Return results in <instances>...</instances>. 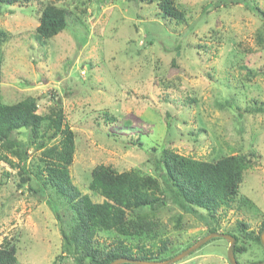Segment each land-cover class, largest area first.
Masks as SVG:
<instances>
[{"label": "rangeland", "instance_id": "rangeland-1", "mask_svg": "<svg viewBox=\"0 0 264 264\" xmlns=\"http://www.w3.org/2000/svg\"><path fill=\"white\" fill-rule=\"evenodd\" d=\"M246 1L247 7L241 0H175L186 17L175 32L173 24L156 19L153 6L135 0L0 4V30L8 34L2 47V100L11 104L32 96L42 115L61 106L75 134L69 174L82 194H90L86 187L97 165L156 176L159 153L153 150L162 143L177 154L209 162L249 154L252 166L244 173L238 200L217 212L218 223L203 211L191 214L172 203L158 215L161 238L171 243L174 254L208 235V227L240 239L236 222L242 221L257 233L264 221V21L250 7L264 11V0ZM46 3L71 15L67 27L41 46L35 28ZM163 81L173 83V90L164 89ZM170 92L180 111L163 101ZM186 97L196 101L184 106ZM106 111L118 120L108 122ZM166 111L171 114L168 127ZM136 140L152 151L150 156ZM28 152L33 162L38 151ZM17 173L18 168L0 161V246H16V264H74L63 252L45 200L27 183L18 187ZM110 237L101 233L94 242L107 248ZM228 244L215 238L174 264H228ZM238 244L247 248L236 255L238 264L264 261L257 243L241 239Z\"/></svg>", "mask_w": 264, "mask_h": 264}, {"label": "trees", "instance_id": "trees-1", "mask_svg": "<svg viewBox=\"0 0 264 264\" xmlns=\"http://www.w3.org/2000/svg\"><path fill=\"white\" fill-rule=\"evenodd\" d=\"M241 1L249 6L248 1ZM31 2L41 3V0H0V4L7 7L14 3ZM135 2L153 6L156 19L166 25L173 24V32L178 25L186 22L185 13L175 0ZM250 9L264 21L263 10L253 5ZM69 15L70 11L52 3L43 5L35 28L37 43L44 46L61 33L68 25ZM7 35L0 30V78L2 47ZM262 36L263 33L257 34L260 42ZM161 84L164 89L173 90V83L163 81ZM175 99L170 92L164 94L163 101L180 111L182 106L179 107ZM195 101L186 97L182 104L186 106ZM170 115V112H165L166 127ZM103 117L108 122L118 120L107 111L103 112ZM135 144L148 156L151 155L152 151L143 148L138 140ZM157 147L153 150L159 153L155 162L156 176L139 169L118 172L109 165H97L91 169L86 188L91 195L102 199L101 202H94L90 194H82L70 178L75 134L65 122L61 106L56 104L42 115L37 112L34 97L28 96L8 104L3 102L0 90V161L18 168V187L27 183L30 192L45 200L56 221L63 252L74 264H109L119 258L161 262L171 258L176 254L170 251L171 243L161 238L163 224L158 215L160 209L172 203L191 214L203 211L211 223L216 224L217 212L229 209L238 200L244 173L252 166L249 154L228 155L209 162L177 154L166 148L165 143ZM29 148H33V153L38 151L33 162V159L29 161ZM30 167H34V171H30ZM2 175L8 174L5 172ZM31 176L36 179L34 182ZM240 201L249 203L246 199L239 198ZM176 223L179 224V221ZM248 227L245 222H236V231L241 236L239 239L231 235L236 240L233 247L235 259L237 254L247 250L246 246L238 244L241 239L262 247L259 235L264 221L257 233ZM216 231L214 227L207 228L209 234ZM101 233L111 235L112 241L107 248L94 242ZM167 252L170 253L168 257L165 255ZM0 264H16L14 244L6 242L0 246Z\"/></svg>", "mask_w": 264, "mask_h": 264}, {"label": "water", "instance_id": "water-1", "mask_svg": "<svg viewBox=\"0 0 264 264\" xmlns=\"http://www.w3.org/2000/svg\"><path fill=\"white\" fill-rule=\"evenodd\" d=\"M215 238H222L229 242L227 247V262L228 264H238L235 260L234 253H233V247L235 244V238L229 234H223V233H210L203 238H201L198 242H196L194 245L190 246L186 250L172 256L171 258H168L161 262H154V261H142V260H134V259H128V258H119L114 260L113 262L109 264H174L175 262H178L182 258L188 256L192 252L196 251L200 246L205 244L206 242L215 239ZM260 243L262 247L264 248V228L261 230L260 235ZM258 264H264L263 262H260Z\"/></svg>", "mask_w": 264, "mask_h": 264}]
</instances>
